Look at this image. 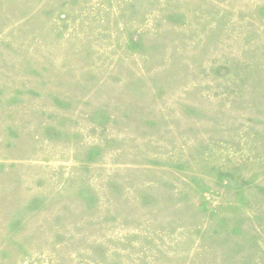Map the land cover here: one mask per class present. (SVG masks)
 I'll return each mask as SVG.
<instances>
[{
    "label": "rangeland",
    "instance_id": "rangeland-1",
    "mask_svg": "<svg viewBox=\"0 0 264 264\" xmlns=\"http://www.w3.org/2000/svg\"><path fill=\"white\" fill-rule=\"evenodd\" d=\"M0 264H264V0H0Z\"/></svg>",
    "mask_w": 264,
    "mask_h": 264
}]
</instances>
